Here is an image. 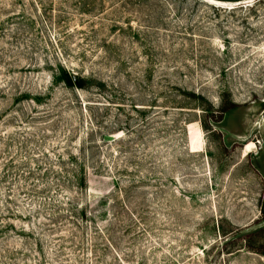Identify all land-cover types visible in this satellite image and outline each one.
Instances as JSON below:
<instances>
[{
	"label": "rangeland",
	"instance_id": "1",
	"mask_svg": "<svg viewBox=\"0 0 264 264\" xmlns=\"http://www.w3.org/2000/svg\"><path fill=\"white\" fill-rule=\"evenodd\" d=\"M221 1L0 0V264H264V0Z\"/></svg>",
	"mask_w": 264,
	"mask_h": 264
},
{
	"label": "bare ground",
	"instance_id": "2",
	"mask_svg": "<svg viewBox=\"0 0 264 264\" xmlns=\"http://www.w3.org/2000/svg\"><path fill=\"white\" fill-rule=\"evenodd\" d=\"M204 1L207 2V3H210L212 5H219V6L227 4V2L221 1V0H204ZM201 146H202V142L200 140L199 132H195V133L192 132L190 134V148L193 151H200L201 150Z\"/></svg>",
	"mask_w": 264,
	"mask_h": 264
},
{
	"label": "trees",
	"instance_id": "3",
	"mask_svg": "<svg viewBox=\"0 0 264 264\" xmlns=\"http://www.w3.org/2000/svg\"><path fill=\"white\" fill-rule=\"evenodd\" d=\"M69 82H70V83H72V80H71V78H69Z\"/></svg>",
	"mask_w": 264,
	"mask_h": 264
}]
</instances>
